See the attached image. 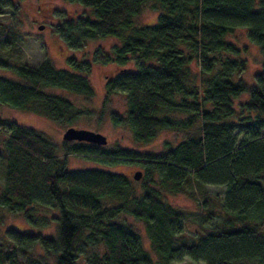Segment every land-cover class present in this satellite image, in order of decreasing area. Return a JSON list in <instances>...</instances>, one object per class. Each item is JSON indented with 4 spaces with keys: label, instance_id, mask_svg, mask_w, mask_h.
Returning a JSON list of instances; mask_svg holds the SVG:
<instances>
[{
    "label": "trees",
    "instance_id": "trees-1",
    "mask_svg": "<svg viewBox=\"0 0 264 264\" xmlns=\"http://www.w3.org/2000/svg\"><path fill=\"white\" fill-rule=\"evenodd\" d=\"M65 1L90 8L94 16L56 26L72 47L108 37L119 41L110 53L95 58L119 68L108 78L106 93L125 94L127 111L110 112L112 123L127 127L140 143L164 130L193 132L158 155L129 149L100 153L97 146L78 142L65 143L60 159L45 135L4 120L0 207L37 229L57 222L54 236L9 229L10 241L22 252L39 246L55 264H176L186 258L204 264H264V0ZM148 2L159 10L157 22L135 25ZM16 9L13 0H0V15ZM237 28H246L261 50L262 67L253 86L235 79L244 72L245 60L227 36ZM11 53L0 55V67L13 70L17 79L0 76V104L69 127L94 115L51 91L92 97L90 61L71 57V70H60L49 59L37 67L16 63ZM244 94L248 99L236 108L234 100ZM98 112L99 123L105 109ZM70 154L103 161L112 155L139 165L144 170L141 192L138 181L119 173L67 170ZM193 181L227 188L223 200L200 191L205 219L220 215L222 222L196 239L183 231V211L164 196V191L185 192ZM48 211L58 215L49 217ZM124 214L143 224L154 254ZM99 245L102 253L95 250ZM0 264L25 263L1 250Z\"/></svg>",
    "mask_w": 264,
    "mask_h": 264
},
{
    "label": "rangeland",
    "instance_id": "rangeland-1",
    "mask_svg": "<svg viewBox=\"0 0 264 264\" xmlns=\"http://www.w3.org/2000/svg\"><path fill=\"white\" fill-rule=\"evenodd\" d=\"M16 10H7L6 14L0 15V55L6 53L8 56L11 52L16 63H25L29 66L37 67L45 59H49L55 68L71 70L67 59L74 57L79 61L88 60L92 63L89 74V81L94 89V95L90 98L72 93L70 91H62L52 89V92L64 95L71 99L76 105L83 108H90L95 113L93 116L82 117L73 127L90 129L104 134L108 139L105 146H97V150L102 153L110 154L117 149H129L137 153L161 154L168 148L184 140L191 135L193 130L186 131H161L156 138L147 143H140L135 140L133 133L123 126H115L108 118L110 112L119 115H125L127 111V99L125 94L116 93L107 95L106 83L108 78L115 75L119 68L113 63H105L96 61V56L100 53H110L112 48L119 41L117 38L108 37L99 40H88L83 42L81 47L74 48L68 44L65 39L55 32L56 26L77 19L80 16H88L94 18L90 8L77 3H70L65 0H13ZM153 2H148L142 13L138 15L134 24L137 26H152L157 22L159 10L155 8ZM40 26H44L42 30ZM227 39L234 43L240 50L241 60H245V70L241 75L235 77L236 80H243L249 86L255 84V76L262 67V55L260 47L251 42L248 37L246 28H237L233 33L227 36ZM5 44V45H4ZM231 58L235 56L228 55ZM2 57V56H1ZM15 63V62H14ZM135 70L134 66L129 67ZM0 76L17 79L14 71L0 67ZM249 95L244 94L234 100V105L238 108L239 104L248 99ZM105 109V115L98 123V111ZM11 120L17 124L34 129L35 131L45 135L53 144L54 151L63 158L62 147L65 143L71 146L75 141L67 142L63 139V133L69 127L67 125H59L54 121L41 115L23 111L16 108L8 107L0 104V191L3 187V178L5 176L4 154L7 150V137L5 136V121ZM96 146V145H95ZM107 156V155H105ZM101 157V156H98ZM106 161L100 158H91L88 155L70 154L67 157V170H85V169H101L105 171L115 172L133 179V174L140 170H144L137 164L124 159H116L114 156L105 157ZM110 158V159H107ZM110 160V161H107ZM157 179V177H155ZM141 183H137V189L141 192ZM226 186L202 185L193 181L192 185L183 193H168L164 191L166 200L173 206L180 208L184 213L183 231L191 239H196L200 235H205L215 230L222 222L220 215L214 216L210 220L205 219V211L202 208V196L200 191H204L209 198L218 196L219 200H223L226 193ZM211 201V200H210ZM214 209L219 210V206L214 204ZM44 212H42L43 216ZM47 215L57 216L56 211H48ZM0 251L13 252L15 259L25 264H55V259L48 256L39 246L27 251H20L10 239L7 237L9 229H16L22 232H36L46 236H54L57 222L54 220L48 229H37L25 221L23 217L14 215L6 209L0 207ZM126 223L132 224L140 235L142 244L151 254L150 240L146 234L145 228L140 221L133 216L124 214ZM122 221V220H119ZM13 249V250H12ZM95 250L102 253L101 245L96 246ZM176 264H204L194 262L186 258L181 263Z\"/></svg>",
    "mask_w": 264,
    "mask_h": 264
},
{
    "label": "water",
    "instance_id": "water-1",
    "mask_svg": "<svg viewBox=\"0 0 264 264\" xmlns=\"http://www.w3.org/2000/svg\"><path fill=\"white\" fill-rule=\"evenodd\" d=\"M44 26H40L39 29L42 30ZM63 139L67 142L75 141L79 143H88L96 146H105L108 144L107 137L100 133L90 129L78 128V127H68L63 133ZM143 177V172L137 170L133 174V178L136 181L141 180Z\"/></svg>",
    "mask_w": 264,
    "mask_h": 264
}]
</instances>
